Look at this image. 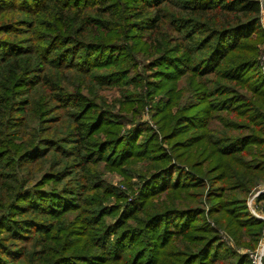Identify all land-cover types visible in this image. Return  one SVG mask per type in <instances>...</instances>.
<instances>
[{
  "label": "trees",
  "instance_id": "16d2710c",
  "mask_svg": "<svg viewBox=\"0 0 264 264\" xmlns=\"http://www.w3.org/2000/svg\"><path fill=\"white\" fill-rule=\"evenodd\" d=\"M19 10L52 22L27 48L0 38V264H252L202 202L236 246H258L246 201L264 182L259 1L0 0V36L20 33ZM50 65L101 71L100 89L125 94L97 103L34 76ZM35 79L47 101L29 96ZM106 171L135 185L130 203Z\"/></svg>",
  "mask_w": 264,
  "mask_h": 264
},
{
  "label": "rangeland",
  "instance_id": "374dc122",
  "mask_svg": "<svg viewBox=\"0 0 264 264\" xmlns=\"http://www.w3.org/2000/svg\"><path fill=\"white\" fill-rule=\"evenodd\" d=\"M15 12L13 13V17L17 21L16 28L20 30V33H15L13 35L12 34L1 35L0 38H2L4 40H10L14 43H19L20 46H23L25 48L28 47V42H30L29 45L32 44L31 35H29L28 33L32 32V30H36V28L46 30L44 26H46L47 24L52 22L50 19L49 20L46 19L45 21L41 20L42 24L38 25V24H36V22H34V16H32L31 13L28 12V14L25 15V13H23L20 10L15 11ZM261 17H262V15L260 14L259 21L261 20ZM23 18L25 19V23H27L26 25H24ZM28 24H30V26ZM260 28L262 30L261 22H260ZM262 32H263V30H262ZM258 47L260 49V55L258 57V66H259V69L263 75V69H262L261 63H262V58L264 56V39H263L262 44H260ZM55 63H56L55 66L59 65V62L56 61ZM55 66L50 65V66L45 68V71L41 72V74H40L41 76L38 75L37 73L34 76H39V78H41L40 80H45V78L48 77L49 79L52 80V82L55 85L57 84L61 87H65V89L68 91L80 89L83 94L89 96L90 98L95 99L97 103H99V99H100V97H102L107 104H114L117 99H121V97L125 94L123 92V89L117 88V87L116 88H102V89H100V87H98L97 83H95L96 82L95 77L98 74H100L101 71L100 72L99 71H97V72L91 71L89 74H86V73H80V71H78V70L74 71V68H76L75 65H73V68H71V69H67V68H65V66H60V67H55ZM263 77H264V75H263ZM1 79H3V76H2V78H0V80ZM38 80L35 79L33 81V83H31V84L37 83V87H35V88H37V90H35L34 86L32 85L33 90L31 91L29 96L32 98L37 97L36 99L38 101L39 100L41 101V99H45L47 101V95L49 94V92L52 88L46 86L45 83H44V85H42V83H38L40 81V80L39 81ZM16 94H18L16 99L20 100L22 98V96H21L22 91L19 90L16 92ZM55 94L56 93L53 91V95H55ZM51 104H52V108H53L52 110L54 111L51 116L52 117L62 116L63 115L62 113L64 112V108H62L60 111L57 109V108L62 106V105H60L61 103L58 100H56L53 102L51 101ZM53 104L55 105V107L53 106ZM150 114H151L150 106L145 105L144 109L142 110L140 119L142 121L148 123L150 128L157 132L156 126L154 124H152L153 122L151 120ZM56 127H58V125H56ZM0 130H1V127H0ZM159 139H161V136H159ZM39 175H40V173H39ZM39 175L35 178V180L39 179ZM104 177H105V179L108 180V182L111 184V186L115 187L116 189H118V191L120 193L127 196L126 197V204L130 203L132 198H134V196L137 195L135 185H132L134 193H131V191H129L127 189V187L124 183L123 177L120 176L119 174L106 171V172H104ZM132 181H135V178L132 179ZM262 183H264V182H262ZM254 189L255 188H253L250 193H252L254 191ZM262 207L264 208L263 205H262ZM202 212H203V215H204V218H205L207 224L209 225V228H211L217 232L215 234H217L218 239H219L220 234H223V233H225L228 237L231 238V240H232L231 244L221 242L219 239L220 243L225 248L227 247L231 250H234L235 252H237L238 254H241V255L247 254V256H248V252H252L257 248L256 247L254 250H250V249H245V248L236 246L233 236L226 229H224L222 226L217 224L216 223L217 221L215 220L214 217H210L208 215L207 206L205 205L204 202H202ZM221 232H223V233H221Z\"/></svg>",
  "mask_w": 264,
  "mask_h": 264
},
{
  "label": "built area",
  "instance_id": "2783aa9c",
  "mask_svg": "<svg viewBox=\"0 0 264 264\" xmlns=\"http://www.w3.org/2000/svg\"><path fill=\"white\" fill-rule=\"evenodd\" d=\"M258 1L260 3L261 8L260 14L264 18V0ZM262 17L260 22L262 30L264 32V19ZM261 65L264 75V56L262 58ZM261 195H264V183H260L257 187H255L254 191L250 193L246 201V206L250 215L262 224V238L260 239L257 248L252 252H248V257L250 258L252 264H264V208L260 206L257 201ZM219 239L221 242L227 244L232 243L231 238L228 237L225 233L220 234Z\"/></svg>",
  "mask_w": 264,
  "mask_h": 264
}]
</instances>
